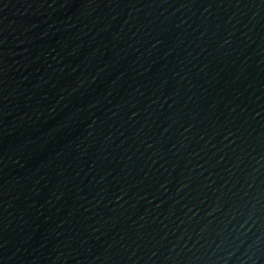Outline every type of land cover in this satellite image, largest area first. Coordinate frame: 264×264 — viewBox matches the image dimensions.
<instances>
[{"label":"water","instance_id":"95a60500","mask_svg":"<svg viewBox=\"0 0 264 264\" xmlns=\"http://www.w3.org/2000/svg\"><path fill=\"white\" fill-rule=\"evenodd\" d=\"M0 264H264V0H0Z\"/></svg>","mask_w":264,"mask_h":264}]
</instances>
